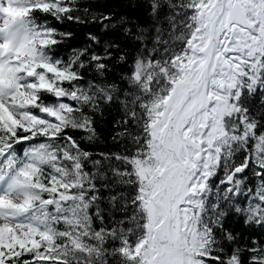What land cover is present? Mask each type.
I'll use <instances>...</instances> for the list:
<instances>
[{
	"label": "snow or ice",
	"instance_id": "6c2138e0",
	"mask_svg": "<svg viewBox=\"0 0 264 264\" xmlns=\"http://www.w3.org/2000/svg\"><path fill=\"white\" fill-rule=\"evenodd\" d=\"M0 264H264V0H0Z\"/></svg>",
	"mask_w": 264,
	"mask_h": 264
}]
</instances>
